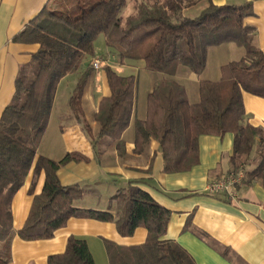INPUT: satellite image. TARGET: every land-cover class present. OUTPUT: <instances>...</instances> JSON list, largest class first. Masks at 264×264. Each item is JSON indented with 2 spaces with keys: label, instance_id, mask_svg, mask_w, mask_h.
I'll use <instances>...</instances> for the list:
<instances>
[{
  "label": "trees",
  "instance_id": "trees-1",
  "mask_svg": "<svg viewBox=\"0 0 264 264\" xmlns=\"http://www.w3.org/2000/svg\"><path fill=\"white\" fill-rule=\"evenodd\" d=\"M195 16L182 15L183 0L136 2L134 12L122 17L126 0H52L14 37L35 42L38 49L21 66L14 92L0 116V264L9 258L12 230L11 202L28 171H42L41 191L35 194L21 228L24 240L48 239L70 217L112 221L122 236L136 227L147 230L144 243L123 245L104 240L108 264H196L175 240L165 239L169 210L151 198L136 181H129L110 196L117 203L108 210L78 207L82 195L77 185L61 184L57 170L75 153L53 160L37 153L48 124L56 84L78 71L85 57L93 56L99 34L120 63L142 61L144 69L162 76L147 95L149 117L134 120L135 144L142 151L150 140L157 143L163 172L184 171L197 160V140L202 134H233L232 168L251 164L250 155L259 139L254 165L242 183L259 179L264 185V129L243 122L242 92L264 98V52L253 42L252 29L244 25L251 3L215 5L206 0ZM191 3V2H190ZM233 43L243 56L220 65L218 80L198 81L199 99L191 103L174 77L178 67L200 75L210 47ZM103 59V58H102ZM109 94L102 96L93 115L97 132L92 139L106 140L118 154L125 153L120 135L130 121L136 77L121 75L102 64ZM95 69L92 61L80 74L68 104L77 119L83 115L82 96ZM86 128L88 127L85 124ZM62 253L48 256L47 264H96L86 240L69 236Z\"/></svg>",
  "mask_w": 264,
  "mask_h": 264
},
{
  "label": "crops",
  "instance_id": "crops-1",
  "mask_svg": "<svg viewBox=\"0 0 264 264\" xmlns=\"http://www.w3.org/2000/svg\"><path fill=\"white\" fill-rule=\"evenodd\" d=\"M209 1L215 5L251 3L252 14L244 19V25L252 29L253 42L264 52V0ZM50 2L52 0H0V116L13 95L15 78L20 67L26 65L38 49L37 43L16 41L14 37L40 12L42 6ZM206 3V0H198L199 11ZM131 13L132 11L129 12ZM225 45H230V49H238L237 57L220 61L210 70L208 52ZM242 51V48L233 43L210 47L206 52V65L201 73L205 74L204 77L200 78L187 67H178L174 80L184 86L188 80L193 79L197 88L200 79L218 80L220 65L241 58L244 54ZM115 56L114 51L105 45L100 55L85 57L78 71L59 80L52 98L49 121L38 146L40 150L46 144L54 114L58 118L56 134L51 144L37 153L57 161L67 153L78 155L79 161L70 160L61 164L57 170L61 184H77L82 189V195L74 202L78 207L109 209L114 213L117 203L110 201V196L118 188H125L129 181H136L154 201L170 211L163 238L175 240L191 255L196 264H264L263 183L259 179L240 183L235 189L236 195L231 198L206 191L205 185L210 180L218 178L232 168L231 132L222 136L200 135L196 145L197 162L184 171L163 172V162L154 140H150L142 151H139L138 146L136 148L134 120L149 117L147 95L154 81L159 78L150 81L139 108L135 96L129 124L120 135L125 143L123 155L118 154L114 145L106 140L92 143L97 132L93 115L102 96L108 95L110 91L101 69L94 70L90 82L87 83L82 96L83 115L80 119L75 117L68 104V97L87 63L93 58H103L102 64H108L120 76H135L136 72L138 75L140 71L148 73L142 61L120 63ZM70 75H75L76 78L66 88V92L60 94L63 81ZM57 96L60 99L58 103ZM241 104L244 109L243 122L254 128L264 129V98L242 92ZM85 124L88 125L87 128ZM258 142L259 139H256L249 156L252 163L246 164L247 168H251L255 163L253 160L257 155ZM51 146L56 151H52ZM43 178L42 171L34 173L31 167L23 178L22 185L14 192L10 205L13 232L9 240V258L6 264H47L48 256L65 250V243L71 235L86 240L96 264H108L104 240L123 245L144 243L147 230L143 227H136L134 232L126 237L118 233L114 222L87 217H70L65 225L55 230L54 235L48 239L20 238L16 232L28 214L33 196L42 189Z\"/></svg>",
  "mask_w": 264,
  "mask_h": 264
},
{
  "label": "rangeland",
  "instance_id": "rangeland-1",
  "mask_svg": "<svg viewBox=\"0 0 264 264\" xmlns=\"http://www.w3.org/2000/svg\"><path fill=\"white\" fill-rule=\"evenodd\" d=\"M145 1V0H142ZM149 1L148 3L154 2L155 0H146L145 2ZM184 1V8L182 10V15L185 16H194L198 11H199V4L198 0H183ZM136 2H139V0H126L125 6L122 9V17L126 16L129 14L130 11L132 13L134 12V5ZM191 2V3H190ZM132 9V10H131ZM104 43V38L102 34H99L96 39L94 40L93 45V55H100L102 51L105 48ZM237 50L238 49H230V45H225L222 47H218L215 49H212L209 53V68L210 70H213L215 68V65H217L220 61H225L228 59H234L237 57ZM104 61V60H103ZM99 70V69H97ZM100 71H96V73H99ZM145 73V71H140L137 75V72L135 76L137 77V88H136V93L134 96H136L137 100V105L138 108L140 107V104L142 103V100L145 96L146 91L149 88L150 81L154 78H160L162 75L156 72H149ZM204 75L200 74L199 77L202 78ZM75 75H70L67 79L63 81L62 86L60 87V94H63L66 92V88L70 86V83H72L73 79H75ZM186 88V94L188 95V99L190 102H196L198 101L199 95H198V88H197V83L195 80L191 79L188 80L186 84H184ZM57 103L60 102L59 97H56ZM66 106V105H65ZM57 116L54 114L52 116V123L49 125L48 129V138L46 141V144L43 145L41 150L51 144V141L54 140V135L56 134V124H57ZM52 151H56L54 147L51 146ZM38 150H40V147H38ZM40 150V151H41ZM6 247V242H1L0 243V249L3 250Z\"/></svg>",
  "mask_w": 264,
  "mask_h": 264
},
{
  "label": "built area",
  "instance_id": "built-area-1",
  "mask_svg": "<svg viewBox=\"0 0 264 264\" xmlns=\"http://www.w3.org/2000/svg\"><path fill=\"white\" fill-rule=\"evenodd\" d=\"M102 63V58H93V69H100ZM246 169V165L242 164L230 171H227L225 174L220 175L218 178H213L205 185L206 191L210 194H224L227 198L235 196V189L244 180Z\"/></svg>",
  "mask_w": 264,
  "mask_h": 264
}]
</instances>
